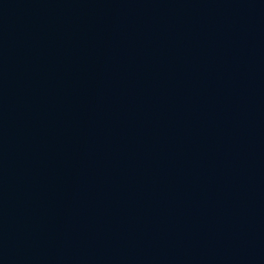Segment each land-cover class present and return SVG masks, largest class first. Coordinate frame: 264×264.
Masks as SVG:
<instances>
[{
	"label": "water",
	"instance_id": "water-1",
	"mask_svg": "<svg viewBox=\"0 0 264 264\" xmlns=\"http://www.w3.org/2000/svg\"><path fill=\"white\" fill-rule=\"evenodd\" d=\"M0 264H264V0H0Z\"/></svg>",
	"mask_w": 264,
	"mask_h": 264
}]
</instances>
